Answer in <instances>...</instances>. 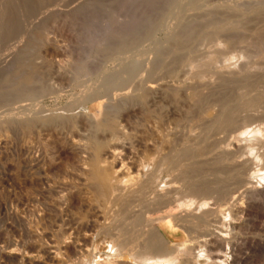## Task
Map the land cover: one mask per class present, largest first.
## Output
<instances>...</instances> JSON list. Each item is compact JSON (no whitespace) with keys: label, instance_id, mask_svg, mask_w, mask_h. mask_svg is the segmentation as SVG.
I'll return each mask as SVG.
<instances>
[{"label":"rangeland","instance_id":"374dc122","mask_svg":"<svg viewBox=\"0 0 264 264\" xmlns=\"http://www.w3.org/2000/svg\"><path fill=\"white\" fill-rule=\"evenodd\" d=\"M214 27L223 31L208 35ZM231 27L239 31L224 46L223 40L227 39L224 29ZM175 55H183L185 62L175 61ZM213 59L218 64H211ZM199 60L200 70L199 66H190ZM226 61L230 62L229 67L219 65L225 66ZM166 67L172 71L171 76L165 77L168 83L164 80L174 89L161 91L152 100L147 96L143 102L121 96L118 84L127 83L134 70V73L154 69V72H159ZM79 73L80 76H77ZM99 75L102 78L106 75L104 78H108V86L116 80L113 88L105 87L108 91V102L105 104L109 113H102L101 119L114 121L116 130H120L119 141L129 146L126 166L134 163L147 172L156 170L157 188L177 189L172 192L174 197L168 205L178 212V218L162 219V211L170 206L156 207V210L155 207L139 208L143 217H156L154 222H160L165 242H157L169 246L160 244L164 252L155 257L157 260L154 257L143 260L139 249L134 248L133 251L129 248L131 254L127 252L128 248L127 251L121 250L113 244L112 238L119 227L117 217L123 214L116 211V205L109 203L106 215L100 214L99 209L105 202L98 196L99 189L88 180V173L83 169V153L72 145L79 142L81 135H73L70 125L62 127L54 122L41 127V130L33 128L30 132L22 126V92L54 90L49 95L51 98L42 99L41 106L47 112H55L70 99L77 98L85 87L97 85L101 81ZM120 75H127V81L125 76L121 79ZM196 76L200 79L202 76L203 83H196ZM182 83L188 85L180 91L177 88ZM263 83L264 0H0V102L3 103H0V109L5 108L0 110V264H180V259L185 256L183 250L176 249V245L188 239L189 244L191 240L194 242L191 244L193 260L188 256L190 260L184 263L204 264L211 261L210 253L197 242L206 225L214 234H222L230 240V246L222 249L224 253L219 259L220 264H264V151L259 141H264ZM189 88L199 92L196 95L202 106L198 103V107L186 97L185 92ZM253 94L255 101L250 107L239 105ZM256 95H260L259 98ZM15 99L22 103L15 102ZM91 105L88 103L81 110L87 111ZM227 107L231 111L234 109L235 125L221 128L222 116L226 109L230 110ZM114 110L116 113H113ZM205 114L213 118H204ZM86 125L80 132L86 134L92 130L89 124ZM256 130L260 131L259 135ZM241 132L243 136L239 135ZM27 146L40 153L39 166H27L23 162V151ZM198 147L208 152L203 156L208 158L209 164L190 177L177 176L178 168L173 163L176 153L189 151L188 154H191ZM159 155H166L168 162L172 163L166 161L156 169L150 158ZM214 156H221L223 163H228V169L217 171L219 165L209 159ZM205 170L208 171L204 173ZM215 174L231 187L243 183L251 188L249 191L239 190L237 202L242 208L236 209L230 204V213L224 211V218L212 213L203 218L188 214L198 212L196 208L202 201L210 207L222 203L220 194H203L195 190L199 187L195 182L202 180L201 184L205 183L212 180ZM104 225L108 227L103 228ZM49 244L62 245L60 253L55 256L46 254L43 249L53 247ZM85 249L88 250L86 254ZM173 256L177 259L164 260Z\"/></svg>","mask_w":264,"mask_h":264},{"label":"bare ground","instance_id":"6f19581e","mask_svg":"<svg viewBox=\"0 0 264 264\" xmlns=\"http://www.w3.org/2000/svg\"><path fill=\"white\" fill-rule=\"evenodd\" d=\"M206 3V2H205ZM198 6V5H197ZM237 8V7H236ZM239 8V7H238ZM193 9V7H192ZM195 9V8H194ZM233 10V9H232ZM197 11V10H196ZM209 11V10H208ZM199 12V11H198ZM216 13V12H215ZM250 13V12H249ZM255 16V15H254ZM252 17V16H251ZM190 20V19H189ZM209 20V19H208ZM212 21V20H211ZM216 26V25H215ZM234 26V25H233ZM257 26V25H256ZM193 27V26H192ZM261 28V27H260ZM200 29V28H199ZM222 28H217L214 27L212 30H210V32L208 31V35L212 36L215 32L217 31H223L220 30ZM241 30V29H240ZM237 31L238 28L236 27H231L227 30L224 29V32H226L227 34V39L224 38V43L223 45L225 46V44H227V42L232 39L231 36L237 35ZM250 31V30H249ZM185 34V33H184ZM206 34V36H208ZM145 35V34H144ZM187 35V34H186ZM225 35V34H224ZM242 36V35H241ZM258 36V35H257ZM256 36V37H257ZM185 37V36H184ZM236 37V36H235ZM174 38V37H173ZM222 39V38H221ZM239 39V38H238ZM148 40V39H147ZM260 40V38H259ZM178 41V40H177ZM180 41V40H179ZM183 41V39L181 40ZM219 41V40H218ZM233 41V40H232ZM257 41H258V37H257ZM256 41V42H257ZM177 43V42H176ZM179 43V42H178ZM222 43V40H221ZM113 44V43H112ZM128 44V43H127ZM169 44V43H168ZM217 44L219 45V43L217 42ZM221 45V44H220ZM222 45V46H223ZM184 46V45H183ZM118 48V47H117ZM177 50V48H176ZM184 53V52H183ZM174 54H172L173 56ZM177 55V54H176ZM176 55L174 56L175 61H182L185 62V59L187 58L186 55H182V57H176ZM180 55V54H179ZM188 55V54H187ZM215 55V54H213ZM178 56V55H177ZM209 58H207L206 60H208ZM212 59V57H211ZM217 59V58H215ZM172 60V59H171ZM170 60V61H171ZM204 60V59H203ZM131 61V60H130ZM187 61V60H186ZM201 60L193 62V63H189L191 67H198V70H200V63ZM210 61V60H209ZM207 61V63L209 62ZM110 62V61H109ZM174 62V61H173ZM212 62H215V60L213 59V61H211L210 63L212 64ZM248 62V61H247ZM175 63V62H174ZM187 63V62H186ZM209 63V64H210ZM218 64V62H215ZM102 64V63H101ZM183 64V63H182ZM224 64V62H223ZM29 65V64H28ZM152 65V64H151ZM172 65V64H171ZM185 65V63L183 64ZM204 65V64H203ZM220 66L223 67H229L230 62H225V66L219 64ZM188 66V65H187ZM206 66V65H205ZM215 66V65H214ZM209 67V66H206ZM221 67V68H223ZM233 67V66H232ZM212 68V65H211ZM219 68V69H221ZM243 68V67H242ZM241 68V70H242ZM196 69V68H194ZM207 69V68H206ZM205 69V70H206ZM229 70V68H226V70ZM233 69V68H232ZM240 69V68H239ZM255 69V68H254ZM146 70V69H145ZM144 70V71H145ZM158 71V69H156ZM197 70V69H196ZM213 70V69H212ZM223 70H225L223 68ZM118 71V70H117ZM121 70H119L120 72ZM155 69L152 71H148L147 70L145 72H140V73H134L132 74L131 78L128 79L127 83H120V85L118 84V86L120 87V90H122L120 92L121 96L126 99V98H131V99H135L138 101H142L145 100V98L148 96L151 100L152 97L157 93L161 92V91H166L168 89H174L171 87V85L167 84L168 83V78H165L168 76H171V69L166 67L164 70H161L159 72H154ZM208 71V70H207ZM215 71V70H214ZM222 71V69H221ZM219 71V72H221ZM257 71V70H256ZM78 72V71H77ZM118 72V73H119ZM122 72V71H121ZM120 72V73H121ZM204 72V70H203ZM202 72V73H203ZM224 72V71H222ZM226 72V71H225ZM230 72V71H229ZM233 71H231L230 73H232ZM103 73V72H102ZM119 73V74H120ZM124 73V72H123ZM132 73V71H131ZM200 73V72H199ZM206 73V72H204ZM209 73V71H208ZM248 73V72H247ZM251 73V72H250ZM254 73V72H253ZM122 74V73H121ZM210 74V73H209ZM214 74V72H213ZM212 74V76H213ZM257 74V73H256ZM6 75V74H5ZM83 75V74H82ZM86 75V74H85ZM88 75V74H87ZM129 75V74H127ZM126 77V81H127V77ZM172 75H174V73H172ZM61 76V75H59ZM80 76V73L79 75ZM84 76V75H83ZM92 76V75H91ZM100 76V75H99ZM106 76V75H105ZM103 76V78L105 77ZM123 75H120V78ZM123 76V77H124ZM198 76V75H197ZM194 78V81L196 79V83H201L203 77L201 76L202 79L200 78ZM204 76V75H203ZM208 78V74L206 75ZM17 77V76H16ZM27 77V76H25ZM62 77V76H61ZM101 77V76H100ZM116 77V76H115ZM122 77V78H123ZM124 77V78H125ZM173 77V76H172ZM219 77V76H218ZM221 77V76H220ZM63 78V77H62ZM90 78V77H89ZM99 78V77H98ZM101 77V81L99 80L97 85H90L88 87L84 88V91L77 97V98H73L74 100L67 103L65 106H63L62 108L59 109V111L56 109L57 111H53L52 112H47V110H44L43 107L41 106V101L43 98L45 97H52L49 96L51 94H53L55 91H44L43 89H41L39 92H33V91H24L22 92L21 95V100L23 101V104L21 105V110L23 108V112H22V126H24L26 129L31 130L33 128L35 129H40L41 127H45L51 123H55L58 126H64L65 124L70 125L71 126V132L76 135H81L79 137V142H75L74 144L72 143V145L75 148H78L82 153V162L84 165V168L82 166L83 169H85V171L88 173V180H91L95 185V187L97 189H99V194L98 196H100L101 200H104L105 204L101 207L100 210V214L102 216H105L107 211H108V203L109 205H116L117 209L116 211H119L120 213L123 214V216L120 218H118V223L117 226L118 227V231L116 233V235H114V237L112 238L113 240V244H115L116 246H118V248H120L121 250H124L126 248H128V251L126 249L127 252L130 251L129 248H131L132 250L134 248H137L140 250L141 255L140 258L141 259H146V258H152V257H156L158 255L161 254V252L163 253L164 251H162V249L160 248L161 245L163 246L164 244L158 243L157 240L164 241V235L161 233V229L159 227L160 222H154V219H156V217H151L148 218L143 217V215H141V211L139 210V208H141L142 206L144 207H168L170 205H168V203L170 202V200L173 199V194L172 192H174L177 189H159L156 187V185H158L159 183L157 182L156 184V174L155 171L153 170L150 172L145 171L144 168L139 167L136 164H132L130 163V166H126V155L128 153H130L129 151V146H126V144H124L123 142L119 141V136L118 133L119 131H117L116 126L117 124H114V121H106L101 119V114L106 110V93L108 91L105 90V87L109 88H113V85H116V82L114 84V81H112L113 83L109 86L107 85V80L106 78ZM119 78V80H120ZM121 78V79H122ZM170 78V77H169ZM213 78V77H211ZM210 78V79H211ZM225 78V77H224ZM222 77V79H224ZM67 79V77H66ZM71 79V78H70ZM93 79V78H92ZM100 79V78H99ZM108 79V78H107ZM167 80V83L165 82V80ZM172 79V78H171ZM227 79V78H225ZM251 79V78H250ZM69 80V79H68ZM73 80V79H72ZM124 80V79H123ZM123 80L121 82H123ZM241 80V79H240ZM26 80L24 79V82ZM83 81V79H82ZM125 81V80H124ZM193 81V82H194ZM207 81V80H206ZM209 81V79H208ZM219 81V80H218ZM221 81V80H220ZM225 81V80H223ZM244 81V79H243ZM32 82V81H31ZM29 82V83H31ZM81 82V81H80ZM110 82V81H109ZM177 82V81H176ZM210 82V81H209ZM212 82V81H211ZM210 82V83H211ZM49 83V82H48ZM82 83V82H81ZM81 83H79L81 85ZM84 83V82H83ZM86 83V82H85ZM88 83V82H87ZM90 83V82H89ZM93 83V82H92ZM179 83V82H178ZM188 83V82H187ZM203 83V82H202ZM218 83V82H217ZM224 83V82H222ZM226 83V82H225ZM231 83V82H230ZM234 83V82H233ZM239 83V82H238ZM243 83V82H242ZM252 83V81H251ZM28 84V83H27ZM37 84V83H36ZM195 84V83H194ZM212 84V83H211ZM221 84V83H220ZM244 84V83H243ZM264 84V83H263ZM23 85V84H21ZM25 85V84H24ZM107 85V86H106ZM188 84L186 83H182L180 86H178V90L181 91V89H183L184 87H186ZM196 85V84H195ZM194 85V86H195ZM201 85V84H200ZM233 85V84H231ZM235 85V84H234ZM246 85V84H245ZM45 86V85H44ZM85 86V85H84ZM191 87V85H189ZM241 86V85H240ZM24 87V86H23ZM49 87V86H48ZM47 87V88H48ZM222 87V86H221ZM230 87V86H229ZM239 87V85H238ZM245 87V86H244ZM248 87V86H247ZM22 88V87H21ZM44 88V87H42ZM54 88V87H53ZM196 88V87H195ZM200 88V87H199ZM216 88V87H215ZM224 88V87H223ZM227 88V87H226ZM232 88V87H231ZM77 89V88H76ZM83 89V88H82ZM107 89V88H106ZM190 89V88H189ZM192 89V87H191ZM186 90L185 95L186 97H188L190 100L194 101L193 103H196L195 105H197L199 103V105H201L202 102H200V98L197 97L196 94H199V92L195 93L196 89L193 90ZM194 89V87H193ZM116 90V87L115 89ZM240 90V89H239ZM23 91V90H22ZM58 91V89H57ZM56 91V93H57ZM110 92V91H109ZM228 92V91H227ZM237 92V91H236ZM6 93V92H5ZM164 93V92H163ZM171 93V92H170ZM175 93V92H174ZM176 93H178L176 91ZM243 93V92H242ZM258 93V92H256ZM17 94V93H16ZM64 94V93H63ZM109 94V93H108ZM180 94V93H179ZM183 94V93H182ZM220 94V93H219ZM262 94V93H260ZM3 95V94H2ZM12 95V94H11ZM19 95V94H18ZM16 95L18 98L19 96ZM48 95V96H47ZM69 95V94H68ZM176 95V94H175ZM224 95V94H223ZM244 95V94H243ZM57 96V95H56ZM109 96V95H108ZM117 96V95H116ZM131 96V97H130ZM174 96V95H173ZM201 96V95H200ZM222 96V95H221ZM248 96V95H246ZM252 96V97H251ZM249 99H245L244 101H242L241 103H239L240 106H243L244 108H248L250 107L254 100V94L251 95ZM260 96V95H259ZM258 95H256V97L259 98ZM263 96V95H262ZM59 97V96H58ZM75 97V96H74ZM120 97V96H119ZM180 97V96H179ZM224 97V96H223ZM13 98V97H12ZM14 98H16L14 96ZM121 98V97H120ZM175 98V96H174ZM177 98V97H176ZM202 98H205L204 96ZM262 98V97H261ZM46 99V98H45ZM58 99V98H56ZM122 99V98H121ZM123 99V100H124ZM148 99V98H147ZM257 99V98H256ZM16 100V99H15ZM13 100V101H15ZM150 100V101H151ZM178 100V98L176 99ZM217 100V99H216ZM223 100V99H222ZM1 101V100H0ZM20 100H16L15 102H17ZM22 101L20 102V104L22 103ZM110 101V100H109ZM4 102V101H3ZM54 102V101H53ZM56 102V101H55ZM108 102V101H107ZM122 102V101H121ZM124 102V101H123ZM153 102V101H151ZM204 102V100H203ZM2 103V102H0ZM7 102H5L6 104ZM65 103V102H64ZM88 103H91V107L89 110L87 111H82L81 109L83 107H85ZM113 103V102H112ZM117 103V101H116ZM130 103V102H129ZM135 103V102H134ZM146 103V102H145ZM235 103V102H234ZM256 103V102H255ZM259 103V102H258ZM3 104V103H2ZM17 104V103H16ZM109 104V103H108ZM111 104V103H110ZM114 104V103H113ZM111 104V105H113ZM137 104V103H136ZM147 104V103H146ZM237 104V103H236ZM7 105V104H6ZM118 105H119V101H118ZM153 105V104H151ZM157 105V104H156ZM159 105V104H158ZM174 105V104H173ZM199 105H197L198 107H200ZM55 106V105H54ZM60 106V105H59ZM108 106V105H107ZM202 106V105H201ZM229 106V105H228ZM47 107V106H46ZM120 107V106H119ZM130 107V106H128ZM195 107V106H194ZM236 107H239L238 105ZM2 108V107H1ZM14 108V107H13ZM49 108V107H48ZM47 108V109H48ZM108 108V107H107ZM111 108V106H110ZM122 108V107H121ZM131 108V107H130ZM144 108V107H142ZM147 108V107H146ZM196 108V107H195ZM229 108V107H227ZM5 108H2V110H4ZM16 109V108H15ZM50 109V108H49ZM133 109V108H132ZM186 109V108H185ZM225 109V107H224ZM230 110L226 109L227 111L224 112L222 119H221V124L220 127H228V126H232L235 122V112L232 110L231 108H229ZM253 109V108H252ZM1 110V109H0ZM1 110V111H2ZM130 110V109H129ZM142 110V109H140ZM237 110V109H236ZM242 110V109H241ZM240 110V111H241ZM0 111V112H1ZM11 111H13L11 109ZM19 111V110H18ZM49 111V110H48ZM115 111V110H114ZM135 111V110H134ZM143 111V110H142ZM145 111V110H144ZM143 111V112H144ZM147 111V110H146ZM151 110H149L150 112ZM178 111V110H177ZM191 111V110H190ZM193 111V110H192ZM203 111V110H202ZM219 111V110H218ZM245 110H243L244 113ZM5 112V111H3ZM2 112V113H3ZM108 112V111H107ZM106 112V113H107ZM186 112V111H185ZM247 112V111H246ZM109 113V112H108ZM107 113V114H108ZM113 113H116L113 112ZM138 113V111H137ZM193 113V112H190ZM1 114V113H0ZM122 114V113H121ZM145 114V113H144ZM197 114V113H196ZM202 114V113H201ZM208 114V113H207ZM211 114V113H210ZM208 115V117L210 119H212V115ZM240 114V112H239ZM238 114V115H239ZM8 115V114H7ZM105 115V114H104ZM118 115V114H117ZM170 115V114H169ZM206 115V114H205ZM247 115V114H246ZM255 115V114H254ZM17 116V115H16ZM110 116V115H109ZM115 116V115H114ZM154 116V115H153ZM200 116V115H199ZM6 117V116H5ZM105 117V116H104ZM107 117V116H106ZM112 117V116H110ZM126 117V116H125ZM146 117V116H145ZM204 118L207 117L203 116ZM207 117V119H209ZM11 118V117H10ZM120 118V117H119ZM127 118V117H126ZM14 119V118H13ZM106 119V118H105ZM108 119V118H107ZM121 119V118H120ZM162 119V117H161ZM177 119V118H176ZM183 119V118H182ZM209 119V120H210ZM5 120V119H4ZM8 120V119H6ZM151 120V119H150ZM175 121V119H173ZM178 120V119H177ZM180 120V119H179ZM14 121V120H13ZM20 121V120H19ZM120 121V120H118ZM140 121V120H139ZM158 121V120H157ZM172 121V120H170ZM199 121V120H198ZM1 122V121H0ZM10 122V121H9ZM126 122V121H125ZM173 122V121H172ZM180 122V121H179ZM2 123V122H1ZM89 124L90 127H92V130L86 134L82 133L83 131L80 132V130L83 128V125ZM160 124V123H159ZM191 124V123H190ZM203 124V122H202ZM200 124V125H202ZM116 125V126H115ZM174 125V124H173ZM172 125V126H173ZM187 125V124H186ZM207 125V124H206ZM219 125V124H218ZM217 125V126H218ZM235 125V124H234ZM21 126V125H20ZM55 126V125H54ZM87 126V125H86ZM155 126V125H154ZM210 126V125H209ZM243 126V125H242ZM5 127V126H4ZM57 127V126H56ZM89 127V126H88ZM162 127V126H161ZM220 127H217L220 128ZM237 127V126H236ZM22 128V127H21ZM157 128V127H156ZM194 128V127H193ZM198 128V126H197ZM206 128V127H205ZM240 128V126H239ZM23 129V128H22ZM43 129V128H42ZM70 129V128H69ZM68 129V130H69ZM85 129V128H84ZM143 129V128H142ZM147 129V128H146ZM155 129V128H154ZM238 129V128H237ZM258 129V128H257ZM41 130V129H40ZM44 130V129H43ZM61 130V129H60ZM90 130V129H89ZM88 130V131H89ZM173 130V129H172ZM184 130V129H183ZM27 131V130H26ZM46 131V130H45ZM86 131V130H85ZM162 131V130H161ZM187 131V130H186ZM30 132V131H29ZM27 133V132H26ZM35 133V132H34ZM179 133V132H178ZM208 133V132H207ZM243 133V132H241ZM239 134V135H244L243 134ZM255 133H257L258 135L260 134L259 130H256ZM48 134V133H47ZM53 134V133H52ZM69 134V133H68ZM163 134V131H162ZM172 134V133H171ZM38 135V134H37ZM120 135V134H119ZM122 135V134H121ZM235 135V134H234ZM40 136V135H39ZM49 136V135H48ZM197 136V135H196ZM36 137V136H35ZM34 137V138H35ZM40 138V137H39ZM42 138V137H41ZM50 138V137H49ZM84 140H83V139ZM119 138V139H118ZM121 138H123L121 136ZM168 138V137H167ZM171 138V137H170ZM177 138V137H176ZM201 138V137H200ZM30 139V138H28ZM27 139V140H28ZM36 139V138H35ZM74 139V138H73ZM183 139V138H182ZM238 139V136L237 138ZM260 139V138H259ZM41 140V139H40ZM170 140V139H169ZM168 140V141H169ZM173 140V139H172ZM31 141V140H30ZM73 141V140H71ZM82 141V142H80ZM154 141V140H153ZM186 141V140H185ZM189 141V140H188ZM261 145L263 146V151H264V141L259 140ZM262 141V142H261ZM34 142V141H33ZM173 142V141H172ZM3 143V142H2ZM32 143V142H31ZM168 143V142H167ZM170 143V142H169ZM35 144V143H34ZM154 144V143H153ZM162 144H164L162 142ZM166 144V143H165ZM171 144V143H170ZM169 144V145H170ZM173 144V143H172ZM196 144V143H195ZM1 145V144H0ZM152 145V144H151ZM156 145V144H155ZM38 146V145H35ZM69 146V145H66ZM164 146V145H163ZM168 146V144H167ZM165 146V147H167ZM209 146V145H208ZM245 146V145H244ZM246 146H250V145H246ZM40 147V146H39ZM131 147V146H130ZM186 147V146H185ZM191 147V146H190ZM168 148V147H167ZM23 149V147H22ZM74 149V148H73ZM169 149V148H168ZM183 149V148H182ZM195 149V148H193ZM37 150V149H36ZM163 150V148H162ZM192 150V149H191ZM73 151V150H72ZM145 151V150H144ZM150 151V150H148ZM186 151V149H185ZM188 151V150H187ZM250 151V150H249ZM252 151V150H251ZM41 152V151H40ZM168 152V151H167ZM179 152V151H178ZM189 152V151H188ZM188 152L186 153H176L177 155H175L174 160H173V164L175 167H177L178 172L177 176H180L182 178H186V177H190L191 175H195V173H198L202 170H204L206 168V164H209V162H207L208 158L204 157L203 155H206L208 152H205L204 148H196L193 152L191 151V154H188ZM210 152V151H209ZM173 153V152H172ZM190 153V152H189ZM206 153V154H205ZM80 155V157H81ZM129 155V154H128ZM263 155V154H262ZM154 156V155H153ZM171 156V154H170ZM232 156V155H231ZM264 156V155H263ZM129 157V156H128ZM150 157V156H149ZM221 157V156H220ZM220 157L214 156L211 157L209 159H211L214 163L218 164L219 167L217 168V171H221L223 168H227L228 169V163H223V161L220 159ZM40 158V153L38 151H34L32 150L31 147L27 146L26 148H24L23 151V162L27 165V166H32V165H38V161ZM80 159V158H79ZM250 159V158H249ZM129 160V159H127ZM229 160V159H228ZM79 161V160H78ZM151 163H153V165L155 166V168L157 169V167L161 165H163L166 161L168 162V157L166 155H159V156H155L150 158ZM227 161V160H226ZM6 162V161H5ZM72 162V161H71ZM150 163V164H151ZM168 163H172V162H168ZM42 164V163H41ZM129 164V163H128ZM24 165V164H23ZM40 165V164H39ZM38 165V166H39ZM167 166V164H166ZM37 167V166H36ZM215 167V165H214ZM217 167V166H216ZM39 168V167H38ZM77 168V167H76ZM163 168V167H162ZM165 168V167H164ZM163 168V169H164ZM168 168V167H167ZM230 168V167H229ZM29 168L26 167V170H28ZM32 169V167H31ZM36 169V168H35ZM40 169V168H39ZM224 170V169H223ZM233 170V169H232ZM29 171H31L29 169ZM28 171V172H29ZM82 171V170H81ZM84 171V172H85ZM208 171V170H207ZM206 170L204 171L207 172ZM226 171V170H225ZM236 171V170H235ZM233 171V172H235ZM33 172V171H32ZM84 173L85 175L87 173ZM215 172V171H214ZM231 172V171H230ZM34 173V172H33ZM41 173V172H40ZM202 173V172H201ZM217 173V172H215ZM29 174V173H28ZM81 174V173H80ZM220 174V173H218ZM218 174L214 175V178L212 180H207L205 181V183L199 181V182H195L199 187H196L195 190L198 192H201L203 194H210V193H217L220 194L222 196V203L218 204L216 207H210L208 206V203L205 201H202L198 204L197 208L198 212H189L187 211L188 214L192 215V214H197L196 216H198L199 218H203L208 216L209 214L214 215V216H223L224 211H228L229 212V206L230 204L232 205V207L234 206V208H242L240 207L241 205L237 202L238 198H239V193H240V188H243L244 191H249L251 190L250 187H245L243 183H239L236 184L235 186L231 187L230 185L224 184L223 180L220 178V176ZM24 175V174H23ZM34 175V174H33ZM36 175V174H35ZM34 175V176H35ZM83 175V174H82ZM210 175V174H209ZM158 176V175H157ZM36 177V176H35ZM83 177V176H82ZM31 177H29L30 179ZM33 178V177H32ZM38 178V176L36 177V179ZM28 179V180H29ZM34 179V178H33ZM35 179V180H36ZM209 179V178H208ZM27 180V179H26ZM25 180V181H26ZM32 180V179H31ZM41 180V179H39ZM180 180V179H179ZM194 180V179H193ZM30 181V180H29ZM42 181V180H41ZM190 181V180H189ZM195 181V180H194ZM198 181V180H196ZM36 182V181H35ZM66 182V181H65ZM180 182V181H179ZM28 183V182H27ZM32 183V181H31ZM41 184L43 182H40ZM30 184V183H28ZM38 184V183H37ZM47 184V183H46ZM195 184V185H196ZM200 184V185H199ZM40 185V184H38ZM45 185V184H44ZM64 185V183H63ZM82 185V184H81ZM88 185V184H87ZM191 185V184H190ZM196 185V186H197ZM61 186V185H60ZM40 187V186H39ZM195 187V186H194ZM91 188V187H90ZM174 188V187H171ZM180 189V188H179ZM191 189H193L191 187ZM39 190V189H38ZM93 191V190H92ZM97 191V190H96ZM95 191V192H96ZM28 192V191H27ZM94 192V194H95ZM186 194V193H185ZM242 194V192H241ZM96 195V194H95ZM94 195V196H95ZM76 196V195H75ZM241 196V195H240ZM63 197V196H62ZM61 197V198H62ZM64 197H66L64 195ZM78 197V196H77ZM187 197V196H186ZM71 198V197H70ZM69 198V199H70ZM99 198V199H100ZM197 198V197H196ZM219 198V197H218ZM64 199V198H63ZM73 199V198H72ZM95 199V198H94ZM210 199V197H209ZM66 201V199H64ZM68 200V199H67ZM96 200V199H95ZM100 201V200H99ZM93 202V201H92ZM95 202V201H94ZM68 203V201H67ZM70 203V202H69ZM101 203V201H100ZM103 203V201H102ZM107 203V204H106ZM174 203V202H173ZM92 204V203H91ZM97 204V202L95 203ZM170 204V203H169ZM65 205V204H64ZM210 205V204H209ZM101 206V205H100ZM89 207V206H88ZM112 207V206H110ZM171 207V206H170ZM61 208V207H60ZM66 208V207H65ZM116 208V207H115ZM114 209V208H113ZM154 209V208H153ZM152 209V210H153ZM164 209V208H163ZM230 209H232L230 207ZM110 210V209H109ZM158 210V209H157ZM95 211V210H94ZM114 211V210H113ZM115 211V212H116ZM235 211V210H234ZM60 213V212H59ZM114 213V212H113ZM119 213V214H120ZM159 213V212H158ZM178 212L176 210L173 209V207L171 208H167L164 211H162L163 218L170 219V218H178ZM199 213V215H198ZM230 213V212H229ZM41 214V213H40ZM38 213V215H40ZM61 214V213H60ZM120 214V215H122ZM160 215V213H159ZM158 215V216H159ZM228 215V214H227ZM119 216V215H118ZM142 216V217H141ZM226 216V215H225ZM161 217V216H159ZM40 218V217H38ZM112 218V217H111ZM115 218V217H114ZM154 218V219H153ZM190 218V217H188ZM196 218V217H195ZM224 218V216H223ZM161 219V218H159ZM205 219V218H204ZM217 219V218H216ZM220 219V218H219ZM158 220V217H157ZM191 220V219H190ZM209 220V219H208ZM222 220V218H221ZM112 221V219H111ZM211 221V220H210ZM36 222V221H35ZM192 222V221H191ZM37 223V222H36ZM99 223V222H98ZM226 223V222H225ZM88 224V223H87ZM202 224V223H201ZM200 224V225H201ZM204 224V223H203ZM202 224V225H203ZM223 224V223H222ZM111 225V224H110ZM114 225V224H113ZM205 226V224H204ZM25 227V226H24ZM31 227V226H30ZM99 228V226H97ZM108 227L107 225L103 226V228ZM115 228V227H113ZM32 231V229H31ZM34 231V229H33ZM103 232V231H102ZM101 232V233H102ZM112 231H110L109 233H111ZM37 233V232H36ZM187 233V232H186ZM99 234V233H98ZM104 234V233H103ZM112 234V233H111ZM33 235V234H32ZM77 236V235H76ZM190 239H188L187 241H189ZM187 241H185L182 244H178L176 245V249L177 250H183V254H184V258L180 259V264H185V262H188V260H190L188 258L192 256V250H193V246L191 245L192 240H191V244H189ZM230 240L227 239L226 236L222 235V234H214V232L210 231V229L207 227V225L204 228V231L201 235V238L198 240V244H200V246L204 247L205 250H207L210 253V257H211V261H207L204 264H220L219 259L223 257V253L222 252L223 248L228 246L230 244L229 242ZM80 242V241H79ZM83 242V241H82ZM98 242V241H96ZM106 242V241H105ZM110 242V241H109ZM187 242V243H186ZM256 242V241H255ZM55 243V242H53ZM58 243V242H57ZM76 243V242H75ZM196 243V241H195ZM74 244V243H73ZM161 244V245H160ZM48 245V243H47ZM46 245V246H47ZM51 246H53L52 244H49ZM64 246V245H63ZM166 246V244L164 245ZM163 246V247H164ZM230 246V245H229ZM41 247V246H40ZM44 247V246H43ZM62 245H57V246H53L52 248H44V252L46 254H48L49 256H55L57 255V253H60V249H61ZM102 247V245H101ZM167 248L169 246H166ZM165 247V248H166ZM174 247V246H173ZM171 247V249L173 248ZM116 248V247H115ZM164 248V249H165ZM195 248V247H194ZM119 249V250H120ZM138 250V251H139ZM166 250V249H165ZM173 250V249H172ZM40 251V250H39ZM85 254L88 252L87 249L84 250ZM125 251V252H126ZM134 251V250H133ZM175 251V249H174ZM124 252V251H123ZM169 252V249L168 251ZM10 253V251H9ZM58 253V254H59ZM131 253V251H130ZM136 253V252H135ZM175 253V252H174ZM84 254V253H83ZM132 254V253H131ZM139 254V253H138ZM163 255V254H162ZM165 255V254H164ZM171 255V254H170ZM180 255V254H179ZM84 256V255H83ZM135 256V255H134ZM178 256V255H177ZM165 257V256H164ZM169 257V256H168ZM167 257V258H168ZM171 257V256H170ZM179 258V256H178ZM192 258V257H191ZM156 259V258H155ZM174 259H177L176 256H173L172 258L169 259H164L166 260V262L169 261H174ZM157 260V259H156ZM193 260V258L191 259ZM210 260V258H209ZM81 261V260H80ZM131 261V260H130ZM80 263V262H79ZM128 263V261H127ZM120 264V263H119ZM130 264H132L130 262Z\"/></svg>","mask_w":264,"mask_h":264}]
</instances>
